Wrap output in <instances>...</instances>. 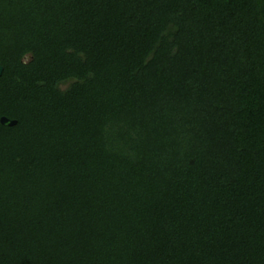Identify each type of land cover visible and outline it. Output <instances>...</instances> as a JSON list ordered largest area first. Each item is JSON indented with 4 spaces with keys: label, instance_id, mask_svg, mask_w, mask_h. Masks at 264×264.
<instances>
[{
    "label": "trees",
    "instance_id": "obj_1",
    "mask_svg": "<svg viewBox=\"0 0 264 264\" xmlns=\"http://www.w3.org/2000/svg\"><path fill=\"white\" fill-rule=\"evenodd\" d=\"M0 264H264V0H0Z\"/></svg>",
    "mask_w": 264,
    "mask_h": 264
},
{
    "label": "water",
    "instance_id": "obj_2",
    "mask_svg": "<svg viewBox=\"0 0 264 264\" xmlns=\"http://www.w3.org/2000/svg\"><path fill=\"white\" fill-rule=\"evenodd\" d=\"M0 73H1V67H0ZM15 124V121L13 120H8L4 117H0V125L5 126V127H10Z\"/></svg>",
    "mask_w": 264,
    "mask_h": 264
}]
</instances>
